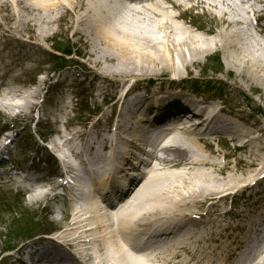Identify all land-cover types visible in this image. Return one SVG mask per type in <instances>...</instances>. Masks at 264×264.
<instances>
[{
  "label": "bare ground",
  "instance_id": "bare-ground-1",
  "mask_svg": "<svg viewBox=\"0 0 264 264\" xmlns=\"http://www.w3.org/2000/svg\"><path fill=\"white\" fill-rule=\"evenodd\" d=\"M134 1L140 2L142 0ZM223 1H226L228 10L221 11L219 14L213 11V8H217V4L210 0H159L151 4H144L140 10H130L131 14L129 15H123V8L121 9L122 12H119V0H0V27L13 22H17L19 26L30 25L32 27L40 23V27H38L40 30L36 28L34 36L37 40L40 38L47 40L51 36L57 37L58 35L56 34L63 33L64 29L70 24L68 22L70 20L69 16L76 13L77 20H79L75 22L77 25H71L68 30L64 31L65 35H70L67 40L70 41L71 49L82 57L88 56V34L79 25L80 22L86 23V21L93 23L94 26L91 25L96 30V41L91 42V47L93 44V52L91 49L90 55L95 56V60L87 57L89 58L87 63L95 65L93 67L95 72H93L97 76L107 79L108 91L111 89L112 92L114 89H112L111 85L117 83L116 91L118 87L119 90L116 94L120 96L124 89L126 78L130 77L132 73H130L127 66L126 69H119L117 65H134L143 61L155 63L156 65L160 62L159 59L163 58L166 60L164 62L166 65L194 66L201 61V56L206 58L213 56V50L215 48L218 49L220 47L219 44L224 51L225 58L227 53V57L231 58L230 60L235 58L238 61L239 53L237 52L240 48H243L241 52L250 54L248 58L253 66L256 68L262 67V65H259V62L262 61L260 56L245 48L247 44L243 35L247 34V29H244L243 33L234 29L228 30L229 27L231 28L235 24L244 25V23L241 20L231 18V15L236 13V9L228 0ZM14 5L21 6V9L27 13L35 14L37 23L30 19L31 17L25 16L26 18H24L23 15L13 12L12 8ZM200 6L206 10L208 15H219L222 18L225 28L219 33V41L216 42V40L211 39V42L205 41V44H203V36L200 33H192L185 25V21L187 22L188 20L185 15L186 12H191ZM78 8L82 11L80 14L77 13ZM245 10L249 12L250 7L248 9L245 7ZM44 12L47 13L42 16L37 15ZM262 13L263 10L261 9L255 10L257 17H261ZM71 20L76 19L71 18ZM179 20L183 21L182 26H179ZM133 21L143 22L145 25L141 24L138 28L132 27L130 24ZM188 23L194 25L193 19H190ZM55 24H58L56 29L58 27L60 29L51 33V25ZM253 26H257V24L253 22ZM134 28H137V30H132ZM187 33L190 34L187 35ZM92 34L90 32V35ZM75 36H77L78 41H73ZM248 38L252 40L249 35ZM20 41L22 42L23 40L21 39ZM95 44L96 46L103 45L102 54L97 53L101 52V50L95 48ZM262 45L260 48L264 49V43ZM185 47L188 48V54L186 53L184 56L183 48ZM182 52L184 53L182 54ZM114 58L119 60V64L114 65ZM105 62L112 63L113 66L105 67L102 65ZM226 67L229 71L235 72L228 61L226 62ZM61 71L65 70L60 68L59 72ZM248 71L249 73L246 70L244 71L245 83L250 86V89H258L261 97L264 98V70L258 75V80L251 78L257 72L256 69V72H251L250 68ZM92 75L94 74L92 73ZM119 75H122L124 79H118ZM173 78L177 80L176 77ZM73 81H76V79ZM77 81L81 84H87L89 87L94 82L86 78L78 79ZM181 81V79H178L177 83ZM63 82H65V79L59 77V83ZM176 84L167 83L168 89L163 86V83L155 81L153 85H148L149 89L153 88L150 91L149 89H135V91H132L131 86L122 93V95H130L128 102L126 99L127 104L122 108H108L103 111L102 115L97 118L88 131L82 127L78 129L79 131L73 132L72 135L60 133L61 139L66 136L62 146L66 145V142L72 138L75 139L74 137L78 139L86 137V143L90 138L91 145L96 144V140L99 141L100 149L104 146V151L107 153L106 158L112 165L109 166L114 170L116 178L118 177V186L121 185V182L130 183L129 178L114 169L117 167L120 157L124 156L123 165H126V162L138 159L141 150L139 145L145 139L154 141L155 135L170 129L174 120L178 119L175 123L179 124L183 122V120L180 121L183 117L187 120H193L189 127L184 126L183 132L185 136L187 135L186 138L191 136V140L193 142L196 141L198 144L201 141L194 140L191 134L207 135L208 137L204 139V143L208 149L213 146V140L209 138L214 137L219 132L237 134L235 128L239 125L234 124L236 123L234 120L230 121L231 117L223 113L222 106L215 101L199 99V96L192 93L193 91L187 92L185 87L181 88ZM175 87L178 88L177 91H175ZM62 102L65 104V101ZM131 105H133V111L135 112L129 114L128 110ZM99 110L100 107L96 105L95 113ZM100 111H102V107ZM85 124L86 121L83 126ZM5 138L7 141L9 140V136ZM244 139H248V142L240 145L241 148L246 146L245 143L250 144L252 143L250 141L253 140L249 134ZM53 142L55 143L54 140ZM55 144L56 147L54 148H56L55 150L61 158L65 160L71 159L65 148H62L58 143ZM67 147L70 151L74 150L72 144L67 145ZM4 148V145L0 146V155L3 154ZM206 148L204 146V151L202 152L206 153ZM261 148L263 149V147ZM187 151L189 153L197 151L195 154L197 158L193 159L192 156L191 160H189L188 154L185 156L182 152L181 154L173 152V157H168L160 162V165L169 172V175L174 180L164 190L162 189V192L156 190L158 195L155 197H150L154 187L150 191L142 193L149 176L142 177L138 186L124 200L123 204L130 201L128 206L126 204L121 206V211L116 213L113 210L114 208L108 209L90 197V202L80 212L75 213L73 221L67 228L60 230L57 238L46 239L47 242L52 243L55 250L52 245L41 241V244L29 251V247L36 244L38 237H34L29 242L20 241L21 245L18 247V252L21 260L14 264H51L54 262L55 264H143V261L133 253V247L127 250L125 244H123L127 235L133 234L139 227L142 228L148 224H137L136 216L141 217L139 219L143 220L150 218L153 223H157L156 225L165 226L166 230L163 231L165 236L163 237H170L175 232L186 233L191 241H196V235H190L194 233L190 231V228L207 229L212 236L216 234L219 238H221L224 231L239 228L241 233L236 239L247 240L246 246L252 247L253 244L250 240H254V243H256L261 237V233L258 231L264 229V159L260 158L259 152H251V155L248 156L250 161L247 162L251 169L241 170L242 174L252 176L246 178L247 176H236L231 173L233 172L232 170L227 174L226 171L233 169V167H230L231 162H226V159H224V162H219L212 156L203 155L192 147L185 149L183 152L186 153ZM219 153L221 154L220 151ZM253 154L257 157L250 158ZM239 161L243 162L244 160L239 159ZM99 163L102 162L99 161ZM171 165L173 167L180 166V168L172 169L170 168ZM187 166L193 169H202L201 176L209 178V181L200 184L201 182H198L196 176H192L190 181H188L190 173L186 172L185 174ZM156 170L157 168L152 169L151 173ZM225 174L227 175L224 176ZM217 176L222 177L217 178ZM208 183H213V185ZM238 183H241L242 186L239 188L238 186L234 187ZM101 185L105 187L110 185V182L104 180ZM254 188L257 190L248 196L249 204H251L250 208H243L242 212H235L236 206H232L229 210L216 214L204 207L207 203L214 205L224 198L233 196L234 192H239L243 196L244 193L246 194ZM33 194L34 199L41 197L39 189H36ZM254 194H256L255 197ZM139 196L142 197L140 202H138ZM134 200L137 202L136 206H134ZM38 202H40L39 199ZM130 207H135V210L127 214ZM50 229L52 230V228ZM171 229L174 231H170ZM213 230L217 232L214 233ZM209 239L210 237H202L201 242L207 241L215 244L213 237H211V241ZM161 240L166 239L163 238ZM234 242L236 241L230 236L229 245L231 251L226 255L227 258H233L238 255V245H235ZM223 246L225 248L228 247L225 243H223ZM12 247L17 249L15 245H12ZM216 251L217 249L214 250V252ZM191 255L192 253L190 252V258ZM181 256L182 254L176 255V258L180 259ZM53 259H55L54 262H50ZM174 259L168 263L176 264L173 261ZM192 261L193 259L191 258L190 262ZM261 263L264 264V260H260V258H256L252 262V264ZM178 264H181V262Z\"/></svg>",
  "mask_w": 264,
  "mask_h": 264
},
{
  "label": "rangeland",
  "instance_id": "rangeland-1",
  "mask_svg": "<svg viewBox=\"0 0 264 264\" xmlns=\"http://www.w3.org/2000/svg\"><path fill=\"white\" fill-rule=\"evenodd\" d=\"M210 1L217 4V8H213L215 13L219 14L221 11L228 10L226 7V1ZM228 1L232 3L236 9V13L231 15V18L239 21L241 20L245 25L235 24L231 28L229 27L228 30L234 29L243 33V30L247 29V34L243 35L247 47L243 46L250 52H254L260 56L262 61L259 62V65H262V67L256 68L253 66L248 58V55L250 54L241 52L243 48H240L238 52L236 51L239 53L238 61L235 58L230 60L231 58L227 57V53L225 58L224 51L220 48V44L218 49L215 48V50H213V56L208 58L201 56V61L194 66L188 65L184 67L172 64L166 65L164 63L166 60L163 58L159 59L160 62L156 65L155 63L147 61L134 65H117V63L119 64V60H115V58L113 59V62L114 65L119 67V69H126L127 66L130 73H132L130 77L126 78V81L124 80L126 83L122 93L127 91L131 86L132 91H135V89L148 90V85H153V82L155 81L163 83V86L169 89L167 83L176 84V82H173L172 78L177 76L180 77L182 81L176 85H179L181 88L185 87L187 92L193 91L192 93L199 96V99L203 98L205 101H215L222 106L223 113L231 117L230 121L234 120L236 122L234 124L239 125L235 128L237 134L219 132L214 137L209 138L213 140V146L211 149H208L204 143V139L208 136L195 135V133H193L192 136L194 137V140L196 139L201 142L198 144L196 141L193 142L191 140L192 137L190 136L186 138V143L189 145H185L186 148H184V150L187 149V147H192L193 149H197L203 155L208 154L212 156L219 162H224V159H226V162H231L230 167H233V169L226 171L227 174L232 170L233 172L231 173H234L236 176L246 177L247 174H242L241 170L251 169V166L247 163L250 161L248 156L251 155V152H259L261 157H258L264 159V98L261 97V93L258 89L251 88V90L250 86L245 83L243 77V75H245L244 71L246 70V72L249 73L248 69L250 68L251 72L257 71L251 78H256L258 80V75L264 70V49L260 48L263 46L262 43H264V18L262 17V19H260V23L262 24L260 25L257 23L258 20H256L254 16L255 10L264 8V0ZM132 3L133 2L129 3V1L124 2V0H119V12H122L121 9L123 8V15H129L131 14L130 10H140V8H137ZM245 7L247 9L250 7V10H254V12H247L248 10H245ZM12 10L17 14L23 15L24 18L27 16L36 21L35 14L27 13L21 9V6L19 5H14ZM81 12L80 8H78L77 13L80 14ZM46 13H38L37 15L42 16ZM185 15L188 18L187 22L185 21V25L190 31H192V33H200L203 36V44H205V41L211 42V39L216 40V42L219 41V33L225 28L223 20L219 15H208L206 10L201 6L196 7L191 12H186ZM71 18L76 20L72 21ZM69 19L68 22H70V24L64 29V31L68 30L71 25L76 26L77 24L75 22L79 21L77 20L76 13L71 14ZM190 19H193L194 25L188 23ZM252 19L257 26H253ZM178 23L179 26H182L183 21L179 20ZM39 24L40 23H38L37 26L32 27L30 25L19 26L17 22H13L11 24H4L0 27V146L3 144L5 137L9 136L12 142L11 149L9 150L11 162H9V164L5 163L13 167L15 161H19L22 158V154L24 155L26 153V160L29 158L28 163L30 164L33 161L35 165H38L42 170V167L45 165L38 162L39 158L42 159V161L43 159L49 160L51 158L48 155L49 151L52 150L56 153L54 148L56 147L55 143L62 146L66 139V136L61 139L59 135V138L54 140L55 143L53 142L52 139L56 137L58 129L61 130L62 128H65V132H62L67 133L68 135H72L73 132L82 127H84V129H91V126L97 118L102 115L103 111H106L108 108H122L126 105L129 100V95H122V93L120 96L117 95L116 93L119 90L118 87L116 91L117 83H110L113 84L111 87L114 90H112V92L111 89L108 91L106 84L107 79L97 76L94 73L95 69H93L95 65L87 63V59L89 58L95 60V56L90 55L91 49L93 52V44L91 47V42L93 43L96 41V30L93 27V23L86 21V23L80 22L79 25L84 28L85 32L87 31L88 34L87 37L89 43L87 46L89 47V54L87 57L89 58L77 56L79 54L76 53L77 55H72L71 58L63 61L65 63L63 65H60V58H57L55 55L50 56L49 53L52 52V47L55 45L57 48L71 49L70 41L67 40L70 35H65L63 31V33L56 34L58 35L56 39H54V36H51L49 38L50 42L48 41L44 43L49 39L44 40V38H40L37 40L34 36L36 28L39 29L38 27H40ZM141 24L145 25V23L139 21H133L130 25L138 28ZM57 26L58 24L51 25L50 32H57V30L60 29V27L56 29ZM45 28H47V26H45ZM137 28L132 30H137ZM90 32L93 34L90 35ZM189 34L190 33H187V35ZM248 35L252 37V40H249ZM21 39L23 40L22 42L20 41ZM74 40H77V36L73 37V41ZM95 48L101 50V52L97 53H103V45L100 44L96 46L95 44ZM71 51L73 50L71 49ZM183 51L185 52V54L182 52L184 56L186 53L188 54V48H183ZM227 61L231 63L232 69L235 72L227 69ZM65 65L67 66V68L64 69L66 72L65 82L56 83L58 70ZM102 65L105 67L113 66L112 63L108 62H105ZM92 73L95 76L92 75ZM79 78H86L89 81L91 79L94 82L91 83L90 87H85L77 81ZM120 78L124 79L122 75H119L118 79ZM74 79H76L77 82L73 81ZM68 94L71 96L70 100L72 105L67 109L62 108V100L64 101ZM96 105L97 107H100V110L102 107V111L99 110L95 113L94 109ZM93 111L94 113H92ZM134 112L133 105H131L128 113L132 114ZM85 121L86 124L83 126ZM62 123L65 125L64 127L61 126ZM5 125L7 127H5ZM248 134L253 138V140L250 141L252 143H245L246 146L241 148L240 145H243L244 142H248V139H244ZM44 138H47V142L52 143L50 149L44 146L46 143L43 142V140H45ZM74 138L75 139L72 138L70 141L66 142V145L62 146V148H65L66 153L68 152L71 159H76V156L80 151V148H77L80 146V140L76 137ZM71 144L74 146L73 151H70L67 147V145ZM204 146L207 150L206 153L202 152L204 151ZM261 147H263V149ZM184 150L182 148L179 149L178 147L173 148L170 151L179 152V154L182 152L185 156L188 154L189 160H191L192 156L193 159L197 158L195 155L197 151L191 153L187 151L184 153ZM255 157L257 156L253 154L250 158ZM122 159L124 158H121V160ZM239 159L244 161L240 162ZM23 162V165H25V161ZM160 162L158 161L157 163V170L149 174L146 185L144 186L145 189L142 192L146 193L154 187V190L150 195L151 198L158 195L156 194V190L162 192L164 188L169 186L174 180V178L169 175V172L160 165ZM170 168L179 169L180 166L173 167L171 165ZM186 168L185 174L186 172L190 173L188 181H190L192 176H196L198 182H201L200 184L209 181V178L201 176L202 169H193L190 168V166H187ZM37 170L38 169H35L33 171L37 173ZM51 175H53V172L48 173V176ZM33 176L35 177L37 174H33ZM218 177L222 176H217V178ZM249 177L252 176H247L246 178ZM1 179L3 182L0 184V259L6 255L5 253L10 246L15 245L18 248L21 245L20 241L29 242L27 240L34 239L28 234V228L24 222L37 216L40 223L46 222L48 225L47 222L48 219H50L48 214L58 205L57 201L51 202L46 200V196L40 198V202H38L37 198L34 199L33 193L36 191L37 186L41 184V181H34L29 185L30 182L25 181L19 171L16 170L15 173L11 170L9 175H3ZM208 184L213 185V183ZM27 186L30 187V189L27 190ZM236 186H241V183L234 185V187ZM44 187L45 185L40 187V192H43ZM256 190L257 189L254 188L248 193H244L243 196H237L232 199L231 197L224 198L212 206L208 203L204 207L205 209L208 207L211 208L214 213H221L230 208L234 200L233 207L236 206L235 209L238 212H242L243 208H250L251 204H249L248 196ZM25 191H27V194ZM255 196L256 194H254V197ZM141 200L142 197L139 196L138 202ZM134 201V206H136L137 202L136 200ZM128 210V214H130L134 212L135 207H130ZM54 217L57 216L55 215ZM54 217L53 220H55ZM32 229L38 233L43 230L45 232L47 227L39 226V224H37L35 226L33 225ZM235 230L238 231V229ZM224 232L225 235H221L220 242L224 240L225 244L229 247V231L226 230ZM213 240L215 243H219L215 238H213ZM209 241H211V237ZM224 253L226 254V252ZM209 255L211 262L206 261L204 264H231V262L224 261L215 253H213L214 257L211 260V249ZM214 260L215 262H213ZM9 262L10 261L5 260L1 264H9Z\"/></svg>",
  "mask_w": 264,
  "mask_h": 264
}]
</instances>
